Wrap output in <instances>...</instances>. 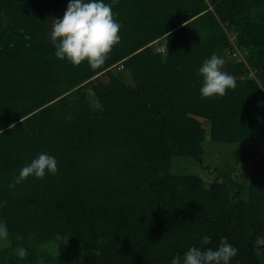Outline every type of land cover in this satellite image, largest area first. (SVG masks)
Returning <instances> with one entry per match:
<instances>
[{"label": "trees", "instance_id": "1", "mask_svg": "<svg viewBox=\"0 0 264 264\" xmlns=\"http://www.w3.org/2000/svg\"><path fill=\"white\" fill-rule=\"evenodd\" d=\"M68 2L0 0V264H170L204 235L239 249L231 264H264V0H106L121 41L97 69L54 55ZM213 53L237 87L203 98ZM211 142L236 146L234 171L174 172ZM41 152L58 174L10 189Z\"/></svg>", "mask_w": 264, "mask_h": 264}, {"label": "clouds", "instance_id": "2", "mask_svg": "<svg viewBox=\"0 0 264 264\" xmlns=\"http://www.w3.org/2000/svg\"><path fill=\"white\" fill-rule=\"evenodd\" d=\"M112 3L106 0H69L62 17L50 20L48 39L54 48V55L60 60H67L73 66L87 62L90 68L97 69L105 64L113 47L121 41V22L116 18ZM225 57L213 53L198 68L202 76L200 94L203 98L223 97L228 90L237 87L236 78L224 70ZM94 109L103 111L99 100H94ZM58 160L48 152H41L26 163L8 185L15 189L29 177L43 179L47 175L58 174ZM7 204L0 201V208ZM9 239L8 224L0 220V243ZM208 235L202 237L203 245L211 243ZM192 245L182 255L177 253L170 264H231L239 249L228 242L218 247ZM16 254L23 259L28 250L18 247ZM39 264H45L44 258Z\"/></svg>", "mask_w": 264, "mask_h": 264}, {"label": "rangeland", "instance_id": "3", "mask_svg": "<svg viewBox=\"0 0 264 264\" xmlns=\"http://www.w3.org/2000/svg\"><path fill=\"white\" fill-rule=\"evenodd\" d=\"M165 44L161 46V50H164ZM160 47V46H158ZM123 79L125 81L129 80V76L126 73H123ZM99 80L107 81L106 75H101ZM204 127L208 131V124H204ZM209 140V139H208ZM257 141L260 143L264 150V123L258 127ZM207 155L203 163L193 161L192 159L184 157H175L173 159L174 172L177 174H193L198 173L205 177L208 182L213 180L222 170L223 171H234L236 168V163L234 159V152L236 146H223L218 143H206ZM222 171V172H223ZM246 174L247 170L241 171V173ZM6 242L0 244H6ZM49 250L55 254L57 252V245H52Z\"/></svg>", "mask_w": 264, "mask_h": 264}, {"label": "built area", "instance_id": "4", "mask_svg": "<svg viewBox=\"0 0 264 264\" xmlns=\"http://www.w3.org/2000/svg\"><path fill=\"white\" fill-rule=\"evenodd\" d=\"M206 1H209V0H206ZM235 55L239 56V58H240L241 60H244V57H243V55L239 52V50L235 53ZM251 76H252V77H255V73L252 72V73H251Z\"/></svg>", "mask_w": 264, "mask_h": 264}]
</instances>
